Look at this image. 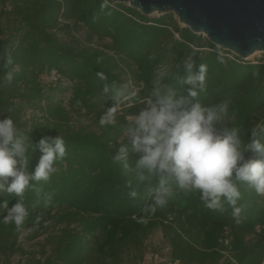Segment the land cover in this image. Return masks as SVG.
Here are the masks:
<instances>
[{
    "label": "trees",
    "instance_id": "trees-1",
    "mask_svg": "<svg viewBox=\"0 0 264 264\" xmlns=\"http://www.w3.org/2000/svg\"><path fill=\"white\" fill-rule=\"evenodd\" d=\"M9 53L13 63L5 68ZM188 57L194 71L207 66L201 103L228 101L235 115L229 126L249 142L252 128L264 125V60L251 63L218 49L180 27L171 13L151 18L111 0H0V119L10 115L34 145L58 135L66 145L49 181L25 193L29 217L21 229L5 224L0 212V264L25 254L18 243L22 232L33 240L49 231V223L64 227L47 238L48 252L27 264H121L127 250L140 259L143 241L157 229L172 263L264 264V196L253 188L238 185L239 223L227 203L224 212L210 210L199 193L175 183L167 206L153 210L148 189L158 179L138 180L139 154L130 156L129 170L113 163L119 146L128 143V118L144 107L139 101L157 76L187 94L189 86L179 81ZM8 71L14 73L11 83L4 80ZM125 86L135 96L115 105V125L101 126L114 92ZM258 139L264 144V132ZM29 155L34 171L42 153L36 147ZM4 200L11 207L17 197L0 192Z\"/></svg>",
    "mask_w": 264,
    "mask_h": 264
},
{
    "label": "clouds",
    "instance_id": "clouds-1",
    "mask_svg": "<svg viewBox=\"0 0 264 264\" xmlns=\"http://www.w3.org/2000/svg\"><path fill=\"white\" fill-rule=\"evenodd\" d=\"M7 54L5 68L12 65ZM188 57L184 61L186 75L179 81L187 85V94H178L175 87L162 83L163 74L153 81L150 94L139 103L144 107L132 115L124 127L128 143H122L112 157L113 163L129 170V158L139 154L135 168L137 178L145 181L158 179L153 195V210L164 208L173 194L172 184L185 192H197L204 206L213 211L224 212V204L232 208V215L239 223L242 206L239 184H247L257 195L264 196V144L258 139L264 125L251 130V139L244 143L240 129L229 126L235 115L229 114L228 101L204 106L200 94L206 91L207 66ZM102 75V74H98ZM13 71L5 74L11 83ZM103 79L107 77L102 76ZM109 89L105 85V91ZM135 93L116 90L112 96L113 106L100 118V125L116 124V104L130 101ZM38 147L42 155L34 169L29 171L31 154ZM254 152L255 159H246L245 153ZM64 139L44 136L34 145L31 138L19 129L10 115L0 119V192L17 197L11 207L0 202V212L5 213L3 222L14 223L20 230L29 217L23 203L29 189H36L40 182L49 181L56 172V164L64 159ZM130 186V185H129ZM135 196V192L131 193ZM40 217H37L39 223Z\"/></svg>",
    "mask_w": 264,
    "mask_h": 264
},
{
    "label": "water",
    "instance_id": "water-1",
    "mask_svg": "<svg viewBox=\"0 0 264 264\" xmlns=\"http://www.w3.org/2000/svg\"><path fill=\"white\" fill-rule=\"evenodd\" d=\"M143 16L172 13L178 24L246 61L264 54V0H111Z\"/></svg>",
    "mask_w": 264,
    "mask_h": 264
},
{
    "label": "rangeland",
    "instance_id": "rangeland-1",
    "mask_svg": "<svg viewBox=\"0 0 264 264\" xmlns=\"http://www.w3.org/2000/svg\"><path fill=\"white\" fill-rule=\"evenodd\" d=\"M172 14V13H171ZM162 14H153L149 17L155 18ZM174 16V14H172ZM175 18V16H174ZM176 19V18H175ZM177 20V19H176ZM178 23V21H177ZM180 27H183L179 25ZM77 36H82V31H80ZM264 60V54H255L254 56L248 58L246 61L251 63H256ZM43 82L46 79L42 80ZM130 118V117H129ZM128 118V119H129ZM86 122H84L85 124ZM50 224V229L46 234L40 235L36 239H28L27 233L24 231L18 237V243L25 252L24 255L16 254L11 258L12 264H27L28 258L33 256L36 259L41 257L43 251L48 252L50 246L47 243V238L50 235H55L59 229L64 227V224L52 225ZM73 226V225H72ZM121 264H177L169 261L168 248L163 242L162 235L159 229L153 231L144 241H143V255L138 259L133 250L125 251Z\"/></svg>",
    "mask_w": 264,
    "mask_h": 264
},
{
    "label": "built area",
    "instance_id": "built-area-1",
    "mask_svg": "<svg viewBox=\"0 0 264 264\" xmlns=\"http://www.w3.org/2000/svg\"><path fill=\"white\" fill-rule=\"evenodd\" d=\"M175 36H176V35H175ZM50 79H51V80H56V78L54 77V75H52Z\"/></svg>",
    "mask_w": 264,
    "mask_h": 264
}]
</instances>
